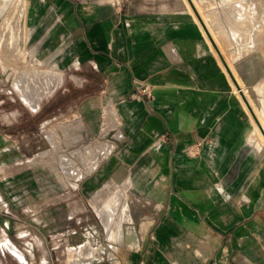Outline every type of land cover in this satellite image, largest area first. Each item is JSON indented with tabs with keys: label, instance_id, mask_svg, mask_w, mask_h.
<instances>
[{
	"label": "crops",
	"instance_id": "crops-1",
	"mask_svg": "<svg viewBox=\"0 0 264 264\" xmlns=\"http://www.w3.org/2000/svg\"><path fill=\"white\" fill-rule=\"evenodd\" d=\"M17 1L0 0V14ZM20 3L37 27L51 15L38 55L47 47L49 58L88 71L113 149L93 178L70 181L74 194H61L60 178L22 167L26 146H13L29 137L30 123L38 134L44 119L0 96V264L44 262L46 233L56 247L66 235L68 250L96 226L107 244L91 204L98 187L128 204L125 224L137 239L121 245L127 264H264V122L256 110L264 112V0ZM0 91L11 86L0 81ZM79 187L90 214L77 209ZM104 262L114 264L108 254Z\"/></svg>",
	"mask_w": 264,
	"mask_h": 264
},
{
	"label": "rangeland",
	"instance_id": "rangeland-1",
	"mask_svg": "<svg viewBox=\"0 0 264 264\" xmlns=\"http://www.w3.org/2000/svg\"><path fill=\"white\" fill-rule=\"evenodd\" d=\"M15 4H12V11ZM19 6H21V3ZM25 7L27 9V5ZM26 9V20L25 22L23 21L25 26L24 40L22 41L23 54L17 53L18 56L14 54L13 57L14 52L11 47H8V50L4 53H0V56H10L8 58H0V72L2 74L0 75V81L6 82L11 86V91H0V96L4 98L6 94L14 101L25 102L34 110H38L39 118L45 121L43 129H40V132L36 134V124L30 123L29 137L25 140L14 139L13 146L14 148H20L21 144L26 146L23 152L27 153L28 157L24 160L22 167L37 170L39 176L44 180L52 181L60 178L62 182L60 187L61 194L70 196L74 194V187H69L70 181L76 179L82 181L93 178L99 168L106 162L108 155L105 156L106 154L100 150L97 153L95 151L104 141H108L104 139L110 137L111 134L107 135L100 132L103 123L102 110L100 106H96L97 102L90 101L91 97L94 98L95 92L92 90L90 83H87V79L90 80V76L86 73L88 71L77 69L75 65L69 64V62L49 58L47 56L49 51L47 47L45 57L43 53L38 55L40 47L37 40L48 28H51V15L46 16L43 26L37 27L35 26V21L32 23V11ZM5 15L7 13L0 14V32L4 26ZM90 112H92L94 124H97L96 130L93 128L91 134L87 127L91 121V115L88 116ZM85 113L88 114L86 115ZM30 120H33L32 117H30ZM105 120L114 121L113 112L106 111ZM77 149L80 150L77 151ZM91 153L93 154L91 155ZM93 161L97 162H94V168L92 169L90 162ZM81 169L84 174L79 177L78 173ZM74 172L77 173L75 174ZM99 174H101V171ZM122 174V171H118L112 176L109 183L116 184ZM116 177L118 180H116ZM64 184H67V186H64ZM109 188L98 187L92 193L91 204L96 212L95 195L100 193V191L108 193ZM77 191H79L78 195H80L78 198L81 197L82 199L80 203H76L77 209L90 214L92 211L91 206L85 202L82 189L79 187ZM111 198H115L117 201L123 200L120 192H115ZM115 204L117 203L113 201V206ZM118 209L120 211V208ZM98 216L103 217L99 214ZM88 219L89 222L100 228L99 218L93 215V217ZM123 219L129 220L125 213ZM106 221L110 222L107 215L103 217V223L107 229ZM62 231H67V229H62ZM92 231L93 229L91 228L86 232L87 239L85 242L69 247V252L63 243L66 235L62 234L60 236L61 241L59 243L61 245L56 247L54 243L56 239L46 233L44 242L46 258L41 264H99L104 254H108L115 264L112 252L103 250L102 244L94 245L91 243ZM102 238L103 236L100 234V241H102ZM80 239H83V237L81 236ZM74 249L76 253H74ZM122 249L123 247L121 246ZM124 253L127 257L126 251ZM127 263L128 261H126Z\"/></svg>",
	"mask_w": 264,
	"mask_h": 264
},
{
	"label": "bare ground",
	"instance_id": "bare-ground-1",
	"mask_svg": "<svg viewBox=\"0 0 264 264\" xmlns=\"http://www.w3.org/2000/svg\"><path fill=\"white\" fill-rule=\"evenodd\" d=\"M21 2H22V0H21ZM19 4H20V0L17 1V3L15 4L13 11L11 13L7 14V16L5 17V20H4V26L2 28V31L0 32V53H4L6 50H8V47H11L13 49V52H14L13 57H14V54H16L15 56H18L17 53L21 54L23 52L22 51L23 50L22 41L24 40L23 37H24V32H25L24 31L25 26L23 23L24 11L22 8L23 5L19 6ZM11 48H9V49H11ZM234 72L236 73L235 69H234ZM256 110L258 111L260 117L262 118V121L264 122V112L259 111V108H257ZM112 149H113V143H111L110 141H104L100 146L97 147L95 152L97 153L100 150L101 152L106 154L105 156H107L108 153ZM79 150L77 149V151H79ZM92 154L93 153H91V155ZM88 156L90 157L89 153H88ZM94 162H97V161L90 162L91 163L90 167L92 169L94 168ZM78 174L80 177L84 174V171L81 169ZM116 180H118L117 177H116ZM107 195H108V193L100 191V193L95 195L94 200L96 202L95 208L97 210V213L103 217L107 215L108 221H110V222L106 221L107 222L106 231H107V241L108 242L106 244L105 242L100 241V239H99L100 231L98 230V228L96 226H92L93 237L91 239V243L94 245L102 244L103 250H105L107 252H112L114 254L113 256H114L115 264H120L118 262V259H120L119 255H118V251H119L118 248L120 247V249H121L122 244L124 246L127 244V245L133 247L136 244L137 237H136L134 231L132 229H130V227L128 225H126L127 223L125 224V222L127 220L123 219L124 213H125V216L129 218V221L132 219L130 212H129L127 202L125 200L124 201L123 200L117 201L115 198L114 199L108 198ZM113 201L117 203V204H115V206H113ZM118 208H120V211ZM130 224L131 223H129V225ZM116 247H118V248H116ZM127 248H129V247H127ZM99 249H101V248H99ZM131 250H132V248H131ZM73 251H74V253H76L75 249ZM122 252H124V250ZM123 254H124L123 255L124 261H121L122 262L121 264H126L127 257L125 255V253H123ZM76 256H78V254H76Z\"/></svg>",
	"mask_w": 264,
	"mask_h": 264
},
{
	"label": "built area",
	"instance_id": "built-area-1",
	"mask_svg": "<svg viewBox=\"0 0 264 264\" xmlns=\"http://www.w3.org/2000/svg\"><path fill=\"white\" fill-rule=\"evenodd\" d=\"M146 90H148V86L143 89V91H146Z\"/></svg>",
	"mask_w": 264,
	"mask_h": 264
}]
</instances>
